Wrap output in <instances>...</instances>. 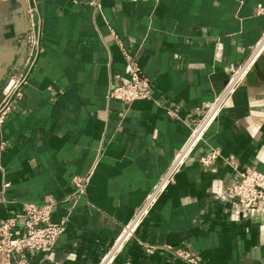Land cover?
Wrapping results in <instances>:
<instances>
[{"label":"crops","instance_id":"0c3cea01","mask_svg":"<svg viewBox=\"0 0 264 264\" xmlns=\"http://www.w3.org/2000/svg\"><path fill=\"white\" fill-rule=\"evenodd\" d=\"M89 2L0 0V99L26 78L0 125V224L53 198L65 228L50 253L23 254L30 264H99L264 38V0ZM124 50L153 88L129 107L110 97ZM208 147L223 157L202 167ZM246 168L264 173V50L114 264H188L169 247L199 264H264V204L241 218L221 196Z\"/></svg>","mask_w":264,"mask_h":264},{"label":"built area","instance_id":"2783aa9c","mask_svg":"<svg viewBox=\"0 0 264 264\" xmlns=\"http://www.w3.org/2000/svg\"><path fill=\"white\" fill-rule=\"evenodd\" d=\"M89 4L101 9L99 0H90ZM264 7L258 6L257 14H262ZM264 50L263 41L256 47L250 56L239 65L230 78L226 88L219 97L207 107L196 126L171 164L168 172L161 179L154 192L149 196L146 203L134 214L131 220L123 227L120 235L114 240L99 264H114L117 257L133 239L137 230L145 220L156 201L166 188L175 180L176 175L182 169L186 161L197 151L198 147L205 142V136L217 119L223 108L227 105L237 88L243 83L249 70L254 65L258 55ZM124 59L127 65V75L112 82L110 97L121 101L129 107L135 101L152 99V83L144 74L141 66L125 50ZM26 83L25 76H20L4 90L0 99V125L14 107V100L23 95V86ZM172 114L171 112H169ZM219 148L208 147L198 155L202 167H210L222 158ZM90 181V175L76 176L73 179L75 186L74 195L79 197L86 193ZM222 198L231 204L232 210L241 218H250L256 215L261 205L264 204V173L256 168H246L236 172L234 181L224 187ZM59 202L51 198L47 203H28L19 214L6 218L0 224V264H30L23 257L29 253H50L59 237L65 232L64 225L53 220ZM169 249L176 257L188 264H199L192 253L184 248Z\"/></svg>","mask_w":264,"mask_h":264},{"label":"rangeland","instance_id":"374dc122","mask_svg":"<svg viewBox=\"0 0 264 264\" xmlns=\"http://www.w3.org/2000/svg\"><path fill=\"white\" fill-rule=\"evenodd\" d=\"M164 193V192H163Z\"/></svg>","mask_w":264,"mask_h":264}]
</instances>
